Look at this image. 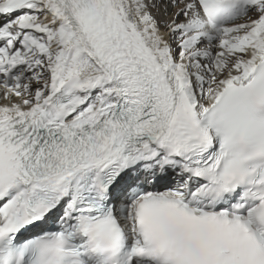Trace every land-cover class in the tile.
I'll list each match as a JSON object with an SVG mask.
<instances>
[{"label": "snow or ice", "instance_id": "snow-or-ice-1", "mask_svg": "<svg viewBox=\"0 0 264 264\" xmlns=\"http://www.w3.org/2000/svg\"><path fill=\"white\" fill-rule=\"evenodd\" d=\"M0 264H264V0H0Z\"/></svg>", "mask_w": 264, "mask_h": 264}]
</instances>
